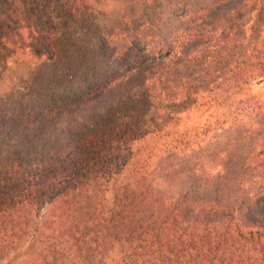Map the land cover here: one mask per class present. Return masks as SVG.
I'll return each mask as SVG.
<instances>
[{"label": "trees", "instance_id": "trees-1", "mask_svg": "<svg viewBox=\"0 0 264 264\" xmlns=\"http://www.w3.org/2000/svg\"><path fill=\"white\" fill-rule=\"evenodd\" d=\"M32 1L25 26L58 64L26 71L30 50L0 48V264L22 253L25 264H109L118 245L122 264H264L256 99L243 102L258 119L250 139L216 173L152 169L149 156L128 166L134 145L182 112L264 80V0H119L115 13L62 0L59 27Z\"/></svg>", "mask_w": 264, "mask_h": 264}, {"label": "rangeland", "instance_id": "rangeland-1", "mask_svg": "<svg viewBox=\"0 0 264 264\" xmlns=\"http://www.w3.org/2000/svg\"><path fill=\"white\" fill-rule=\"evenodd\" d=\"M46 14L43 16V25H48V17L52 19L53 26H60L63 17L67 16L66 7L62 0H42ZM32 0L27 5H22L21 0H0V39L2 35L6 38L0 40V48L4 47L7 41L13 48H19L22 51L32 52L33 57L21 56L22 65L26 71L35 66H56L58 64L55 58V52L49 46L44 36L40 33L34 34L27 28L29 22L26 19L28 9L32 6ZM104 9L107 13H115L123 9V4L119 0L103 1ZM21 9H20V8ZM19 9V10H17ZM15 10L21 14H17ZM26 11V12H24ZM42 15V14H41ZM23 19V21H21ZM34 21L36 19L34 18ZM30 25V24H29ZM24 26L22 30L19 27ZM43 26V27H44ZM46 29V27H44ZM182 35H177L173 49H177L178 39ZM3 51L0 49V53ZM82 92H92L85 87ZM254 98L264 108V80L257 81L247 85L245 89L228 97L227 102L222 105L210 107L203 105L182 112L178 119L164 127L163 130L153 132L134 145V154L131 156V162L128 166L139 162L141 158L149 156L153 165L152 169L168 168L170 164L176 165L180 169L195 167L197 172L203 174H214L222 167V162L226 157L228 150L235 148L239 136L249 140V133L258 124V119H250L247 111L243 110V102ZM264 120V118H262ZM186 145V146H185ZM128 173V172H127ZM127 173L119 177V181L130 175ZM158 174V173H157ZM160 175V174H158ZM162 177V175H160ZM115 188L113 187L107 198L112 199ZM29 260V254L22 253L13 264H25ZM123 251L118 245L114 247L109 254V264H122Z\"/></svg>", "mask_w": 264, "mask_h": 264}]
</instances>
